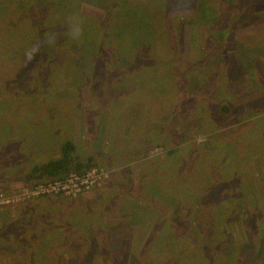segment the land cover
Returning a JSON list of instances; mask_svg holds the SVG:
<instances>
[{"label": "rangeland", "instance_id": "obj_1", "mask_svg": "<svg viewBox=\"0 0 264 264\" xmlns=\"http://www.w3.org/2000/svg\"><path fill=\"white\" fill-rule=\"evenodd\" d=\"M228 1L238 2L234 4L241 14L250 9V16H239L235 25L250 17L251 27L237 28L231 40V31L221 30V23L230 20L208 18L205 36L188 19L194 10L171 12L160 47L166 54L153 50L144 58L146 47L138 46L155 33L144 19L145 6L131 13L143 25L116 24L124 42L117 49L98 50L100 38L90 48L85 29L82 43L65 53L61 48L56 52L50 42L40 53L19 50L24 65L13 63L11 50L0 46L4 264H29L30 252L34 264L59 262L58 255L71 264L75 256L84 259L98 239L105 244L98 254L100 264L118 257L130 264H163L197 238L207 241L211 232L213 240L218 216L223 213L218 220L222 229L225 217L237 215V204L215 202H244L242 195L247 203L240 209L251 213L264 237V0ZM91 5L83 7L84 13L104 19L103 7ZM3 14L10 16L9 11ZM0 20L8 18L2 15ZM2 24L0 29L8 27ZM63 36L57 38L67 40ZM136 52L142 62L136 67H157L162 78L143 79L142 69L133 80L141 70L129 67ZM45 53L63 56L58 65L44 68L43 79L42 68L32 63ZM32 74L33 80L28 77ZM223 106L232 112L224 114ZM66 140L74 141L81 155L94 156L107 177L73 198L21 197L32 186L24 182L27 170L59 157ZM208 224L213 228L203 232ZM119 229L124 237L117 236ZM255 244L259 249L264 241ZM248 252L254 254L252 248Z\"/></svg>", "mask_w": 264, "mask_h": 264}, {"label": "trees", "instance_id": "obj_2", "mask_svg": "<svg viewBox=\"0 0 264 264\" xmlns=\"http://www.w3.org/2000/svg\"><path fill=\"white\" fill-rule=\"evenodd\" d=\"M99 1L100 0H0V16L5 15L8 18V20H0V26L3 25L2 23L8 25V27H1L0 29V46L4 45L7 47V50H11L10 52H12L14 56L9 54V57L14 60L13 63L17 62L18 65H24L26 64V60L23 59L24 52L19 50L24 49L27 52L30 49V51L34 50V53L35 51H39L40 53L42 47H45L47 43L50 42L51 46H56V52L58 51L57 49L61 48L63 49L62 52L65 53L64 51L67 49L70 50L75 45H78V42L79 44L82 43L84 35H82L81 30L85 29L87 36L86 44H88L90 48H95L96 45L94 44H96V41L100 38L102 42L98 45V50L113 49V47L117 49L119 45L123 46L124 42L117 34V30L115 29L116 24H120L119 21H126L127 23L138 21L141 23L139 26L143 25L142 20H137L138 17L132 16L131 13L144 6L148 12V18L144 17V19L148 20V23H151L150 29L155 32L152 39H145V41H141L138 45L146 47V49H144L145 53H143L145 54L144 58L145 56L150 57L153 50H160L162 53L165 52V50L160 47L163 43L162 39L166 30V16L171 12L194 10L193 14H191L188 19L191 21L192 17L195 27L199 29L202 34L204 33L205 36H207L209 32L206 29L208 24H210L206 21L208 18H211V20L214 17L216 19L220 18L219 21L223 18L227 21L230 20L226 24L221 23V30L231 31L230 36H233L231 40L236 38L235 31L237 28L251 27L249 21L251 20L250 17L247 22L235 25L239 16L240 19L243 18V16H250V9H248V7L244 8V12L241 14L237 11L236 5L234 4L238 2H230L228 0H102V2L107 1L105 5L97 3ZM91 4L103 7L105 11L104 19L100 21L84 13L83 7L85 5L92 6ZM5 11H9L10 16L3 14ZM62 26L64 27L61 28ZM5 33L8 34V36ZM58 34L64 35L63 38H67V40L60 41L59 38H57ZM108 43L112 44L110 45L111 47L105 48L108 46ZM59 51L61 52V50ZM138 54L139 53L136 52L132 55L135 57L130 56L131 61L129 67L136 68V70L141 68V70H138L137 74L134 72L132 79H137L142 69L143 79H150V76L154 79L162 78L159 77L162 70L157 67L153 70L147 69V65H144V63L141 65L142 67H136L137 65H135V63H142L138 58L141 54ZM59 56L63 55L58 53L53 56L45 53L44 56H41L40 62L35 60L32 64L36 68H42L40 76L43 75L44 79L46 76V73L43 71L44 68L49 65H58L56 61L59 59ZM65 57L67 59L66 62L69 64L72 61L70 60V56L67 55ZM132 60H136L133 61V65ZM15 73L19 75L18 72ZM28 77L33 80L34 74L28 75ZM221 110L224 114H230L232 112L229 106H223ZM95 167H98V163L94 156L81 155L78 150V145L74 141L66 140L61 144V154L59 157L32 166L27 170L24 182L26 184L31 183V185H36L41 182L64 180L72 173L83 175ZM211 193L212 191H209L208 195ZM242 196V201L246 202L247 198L244 195ZM244 202L238 201V199L232 200L231 198L228 200L219 199L218 203L215 202V204L222 203L224 205L237 204V207L234 209V214L237 215L229 218L225 217L224 214L225 219L223 228L221 229L218 220L222 217L223 213L220 214L217 220L218 223L215 224L214 228L212 224H208L206 229L202 230L203 232L206 230L208 232V227L211 226V229L213 228L212 230H214L215 233L213 240L210 236L211 232L208 233L207 241H203L202 238H197L195 244L192 242V244L187 245L184 251L179 250L171 256L169 261L163 264H264V246L258 249V245L255 244L258 241H264V237L262 236L263 231L259 228V224L255 223L254 217L247 209H240L242 206L241 204H245ZM197 208L198 206L192 210L193 216L198 213ZM162 221V223L166 222L165 218H163ZM194 227H197V225H194ZM216 227L217 230L215 229ZM197 229L199 230L198 227ZM171 230L172 229H168V232H171ZM120 231L119 229V234L117 236L124 237ZM199 231H201V229ZM116 232H118V230H116ZM190 233H188V235L192 236ZM168 236L169 234H167L165 239ZM107 238L116 240V237L107 236ZM98 241V244L96 243L89 246L84 259L78 260V257L75 256L73 260H71V264H100L101 262L98 254H103L105 244L99 239ZM113 244L116 246L117 243ZM250 248L253 249L254 254L248 252ZM119 249L124 252L126 247L121 245ZM71 255L74 254L71 252ZM33 259L34 255L30 252L29 264L35 263ZM57 259L59 262L50 264H69L63 261L65 258L62 255H58ZM115 259L118 260L110 264H130L126 261L125 257H118ZM3 262V259H0V264ZM102 262L104 264H109L107 260Z\"/></svg>", "mask_w": 264, "mask_h": 264}, {"label": "built area", "instance_id": "obj_3", "mask_svg": "<svg viewBox=\"0 0 264 264\" xmlns=\"http://www.w3.org/2000/svg\"><path fill=\"white\" fill-rule=\"evenodd\" d=\"M108 173L105 169L95 167L86 174H70L64 180H54L41 182L36 185L26 187L20 194L26 199H36L49 196L77 197L82 193L99 185Z\"/></svg>", "mask_w": 264, "mask_h": 264}]
</instances>
